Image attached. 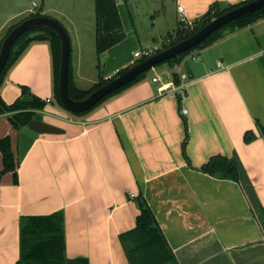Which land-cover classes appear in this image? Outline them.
<instances>
[{
  "label": "crops",
  "instance_id": "obj_1",
  "mask_svg": "<svg viewBox=\"0 0 264 264\" xmlns=\"http://www.w3.org/2000/svg\"><path fill=\"white\" fill-rule=\"evenodd\" d=\"M214 1L229 5L245 0H174L168 29L142 33L131 11L130 19L126 16L127 1L117 0L125 38L98 58L93 36L86 47L76 32L73 81L80 88L81 81L92 86L100 76L129 66L139 47H160L157 37L164 41L184 17L200 18ZM25 11L10 14L0 32ZM201 54L176 66L178 73L189 76L182 100L175 91L159 94L172 72L170 66L155 67L87 113L67 117L56 104L49 42L28 47L9 70L0 94L11 103L28 86L47 101L45 118L65 132L35 134L19 160V130L9 113L0 114V138L10 136L18 162L16 178L12 170L3 171L0 149V264L20 257L22 216L57 211L65 218L68 258L131 264L120 234L136 224L139 194L152 208L179 264L264 263V231L242 185L200 169L214 155L237 154L264 205V18L204 47ZM96 57L99 73L93 74ZM155 75L160 80L154 81ZM185 119L190 161L183 150ZM246 131L253 134L251 140H246Z\"/></svg>",
  "mask_w": 264,
  "mask_h": 264
},
{
  "label": "trees",
  "instance_id": "obj_2",
  "mask_svg": "<svg viewBox=\"0 0 264 264\" xmlns=\"http://www.w3.org/2000/svg\"><path fill=\"white\" fill-rule=\"evenodd\" d=\"M127 1V0H126ZM249 0L236 4L222 5L218 1L210 4L208 10L198 19L194 20V25L190 26L186 22L176 29L173 34L166 36V41L158 50L165 48L182 38H186L211 21L213 18L226 12L227 10L245 3ZM96 13V51L98 58L102 52L123 40L126 36L124 31L122 18L117 5V0H94ZM43 11L37 10L28 16L41 15ZM26 16V17H28ZM264 18V7L250 14L244 15L239 19L231 21L212 32L206 39L198 45L185 50L179 55L171 57L164 62L168 63L171 68L173 78L179 82L180 77L177 71L179 65L185 56L191 53L195 48H204L214 42L223 39L243 28H246L254 22ZM20 22V21H19ZM12 23L1 39L0 48L5 36L19 23ZM37 41H48L51 47L54 75H55V96L58 103L66 108L60 98L59 93V64L61 42L57 33L49 27L37 26L23 32L14 42L9 58L0 74V87L5 82L6 76L12 66L20 59L28 47ZM138 60L137 62L143 60ZM136 62V63H137ZM160 63L159 65L163 64ZM133 64L122 68V73ZM116 74V75H117ZM115 75V76H116ZM146 76L145 72L138 75L137 78L122 87L114 90L100 100L94 107L102 103L104 100L119 94L133 84L139 82ZM110 79L100 76L99 80L90 88L83 89L78 87L72 78V65L70 60L69 69V90L74 98H84L90 91L98 86L106 83ZM181 100V99H180ZM47 101L31 93L28 86H22L21 94L11 103H7L0 94V114L9 113V119L12 125L20 130L26 127L28 121L39 110H44ZM92 107L90 110H92ZM88 110V111H90ZM71 111V110H70ZM88 111L75 112L77 115H83ZM185 138L183 141V150L188 161L189 158L185 152L186 144L190 136L188 122L185 119ZM246 140H251L253 134L246 131ZM0 149L3 153L4 168L3 171L12 170L17 178V166L10 136L0 138ZM200 169L220 178H228L238 181L246 192L250 201L251 208L258 218L260 225L264 231V205L255 191L250 180L246 168L242 164L239 156L233 154L231 156L217 154L212 156ZM139 207L136 224L134 227L123 231L120 234L121 241L126 250L127 256L131 264H166L168 262L179 264L177 257L161 228L152 208L142 194L135 197ZM62 211L50 214L40 215H24L20 220V257L13 264H88L87 258L70 259L66 256V238H65V221ZM264 264V263H262Z\"/></svg>",
  "mask_w": 264,
  "mask_h": 264
},
{
  "label": "water",
  "instance_id": "obj_3",
  "mask_svg": "<svg viewBox=\"0 0 264 264\" xmlns=\"http://www.w3.org/2000/svg\"><path fill=\"white\" fill-rule=\"evenodd\" d=\"M264 7V0H249L238 6H235L219 16L213 18L192 35L182 38L179 41L158 50L156 53L144 58L133 64L122 73L117 74L106 83L90 91L84 98H74L69 90V69L71 60V38L66 27L56 18L41 14L28 16L22 19L3 39L0 48V74L7 63L12 46L16 39L25 31L37 27L46 26L54 30L61 42L60 64H59V93L60 98L67 109L75 112H84L94 107L100 100L114 90L131 82L139 74L149 69L155 68L156 65L167 59L181 54L187 49L198 45L206 39L212 32L223 25L239 19L240 17L250 14ZM65 128L48 121L45 118L44 110H39L30 119L26 129H20L18 132V156L22 160L36 140L35 134H59L64 133Z\"/></svg>",
  "mask_w": 264,
  "mask_h": 264
},
{
  "label": "rangeland",
  "instance_id": "obj_4",
  "mask_svg": "<svg viewBox=\"0 0 264 264\" xmlns=\"http://www.w3.org/2000/svg\"><path fill=\"white\" fill-rule=\"evenodd\" d=\"M173 1L174 0H127L128 8L126 16L128 17L129 12L131 11V18L135 22L138 30L142 33L146 32L147 30L150 31L154 29L167 30L168 28L165 26H167V24L171 22L173 6H175ZM131 2L134 3L135 9H133ZM33 3H36V5H34ZM40 9H45V11L43 12L44 14L58 19L66 27L71 38L73 54H75L76 52V32L78 33V37L83 42V45L86 47L90 46V44L92 43V36L93 40L95 41L96 13L94 0H0V25L12 13H16L20 10H26L25 12L17 15L12 21H10V23L19 22L26 15H29L30 13ZM151 13H153L154 16H151ZM128 19H130V16L128 17ZM71 22H74L75 25H73ZM10 23H8V25L0 32V42L2 36L9 28ZM157 38L161 43L160 47H162L163 43L166 40L164 39L163 41L162 39H160V37ZM202 50L203 48H195L191 51L190 54L184 57L183 61L191 60L193 55H195V57L197 55H200ZM95 63V67H93V74H98L99 60L97 59V57ZM164 66H168V63L164 62L161 65H156L155 67L161 69ZM152 71V68L147 70L145 72L146 76L152 74ZM81 82H83L82 84H84L83 89L87 90L94 85L93 84L91 86V83H89L88 81ZM56 102V104L61 107V109L63 110L62 112L66 114L67 117L78 116L76 113L70 111L69 109L62 107L57 100Z\"/></svg>",
  "mask_w": 264,
  "mask_h": 264
},
{
  "label": "built area",
  "instance_id": "obj_5",
  "mask_svg": "<svg viewBox=\"0 0 264 264\" xmlns=\"http://www.w3.org/2000/svg\"><path fill=\"white\" fill-rule=\"evenodd\" d=\"M33 4L36 5V3H33ZM179 9H182L181 5L179 6ZM182 20L190 26L194 25V21H190V20L186 19L185 17ZM159 48L160 47H158L157 45H152V44H147L145 46L139 47L134 52V58L132 59L131 64H135L138 60H140L142 58H146V57L156 53ZM193 58H195L194 55H193ZM218 65L221 66V61H218ZM119 70L120 69H117L113 73L107 74L105 76V78L106 79H112L119 72ZM179 77H180L179 82H176L173 78V75H172V79L169 83L168 82L167 83H165V82L161 83L159 88H158L159 94H163V93H165V91L170 90V91L177 92L181 100L184 99L187 95L186 85H187L189 76L186 72H180ZM152 79L154 81H157V80H160V77L158 75H155L152 77ZM182 112L187 113V108L182 107Z\"/></svg>",
  "mask_w": 264,
  "mask_h": 264
}]
</instances>
